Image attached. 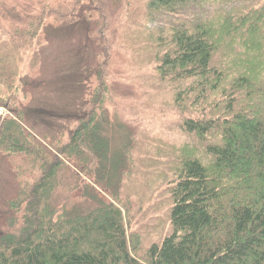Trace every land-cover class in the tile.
<instances>
[{"label":"trees","instance_id":"trees-1","mask_svg":"<svg viewBox=\"0 0 264 264\" xmlns=\"http://www.w3.org/2000/svg\"><path fill=\"white\" fill-rule=\"evenodd\" d=\"M124 11L122 44L152 65L147 83L161 82L155 95L190 138L177 146L139 129L123 101L111 114L107 99L118 93L135 111L149 103L141 84L108 93L110 76L121 78L109 73L117 48L109 38L105 49L100 23L81 40L94 52L87 109L68 137L38 133L45 124L22 110L17 78L37 17L20 28L10 13L0 34V107L9 111L0 164L16 181L0 195V264H264V0H130ZM150 201L163 225L145 246Z\"/></svg>","mask_w":264,"mask_h":264},{"label":"rangeland","instance_id":"rangeland-1","mask_svg":"<svg viewBox=\"0 0 264 264\" xmlns=\"http://www.w3.org/2000/svg\"><path fill=\"white\" fill-rule=\"evenodd\" d=\"M110 1L0 0V34H5L4 37L7 36V29L11 26V23H8L12 19L10 13L19 14L18 17L13 19L15 21L13 25L20 28L26 27L27 21L25 18L29 14H36L37 17L32 25L28 23L31 29L30 34L33 36L30 39L32 45L22 48L23 61L18 62L17 78L19 82L25 83L26 90L24 92L25 97L19 100L20 106L25 113L45 124L46 128H44V125H39L40 128L36 130L38 133L60 129L64 130L67 134L66 137H68L71 128L74 127L75 117L82 115L83 111L87 109L84 104L91 92L93 83L96 82L91 69L86 68L91 63V58L94 55L91 45H88L90 40L87 39L84 43H81V40L87 38L88 35H92L96 23H100L98 31H102L98 35L104 39L105 49L107 50L109 46H107L109 38L114 41L117 48L115 53H110L109 63H112L113 67L110 66L109 73L111 74L117 70L121 78L115 84L110 76L108 93L110 94L116 85L122 92L132 89V85L138 87L141 84L140 88L143 86L147 95L145 100L148 99L149 103L144 108L135 111L131 109L130 103L127 105V98H119L118 94L120 93H118L115 100L109 99L110 97L107 99L111 114L122 107V114L128 115L134 126H139V129L143 128L152 135L160 136L168 140L169 143H175L179 146L189 140L190 137L175 124L176 119L180 117L179 114H176L169 106L168 109L162 108V103L165 102L162 100L163 96L160 97V94L159 96L155 95L158 86L162 85L161 82L155 79L151 80L150 84L147 83L146 80H148L149 74L144 75L143 73L152 65L143 66L137 63L134 53L131 52L132 49L127 48L120 40L121 36L119 37L118 33L119 30H122L123 25L125 27L126 11L124 9L125 5L129 6L130 0H120L121 3L117 7L112 6L111 1V11L109 12ZM114 9L119 14L118 18L116 16L111 17ZM26 35L28 36L27 33ZM114 36L117 37L116 40H113ZM79 41L80 43H78ZM85 51H88L89 54H84ZM35 53L37 60L33 65L30 63V58ZM21 92L23 93L22 89ZM167 98L170 100V94L167 95ZM121 101L124 104L119 107L118 103ZM125 104L126 106H124ZM8 113L9 111L6 108L0 107V114L6 115ZM33 128L36 129L34 125ZM5 162L7 161H2L0 164V195L6 192V189L9 190L16 181V175L13 171L15 168L5 167ZM17 163L19 161L11 162L10 165L15 166ZM83 177L87 179V177ZM153 202H149L150 210L148 211H151V213L145 218V221H142V225H149L142 230L145 246L152 242L151 237L153 238L152 235L155 236L154 231L157 233L161 231L160 225L162 222H159L158 215L153 212L155 209L153 208ZM144 205L146 204H143V208ZM148 205L143 210H146ZM135 210L137 211L138 208H133V211ZM1 211H3L2 208ZM142 217L143 214L139 213L138 218ZM3 218V215H0V220ZM131 246L133 248L132 243Z\"/></svg>","mask_w":264,"mask_h":264}]
</instances>
